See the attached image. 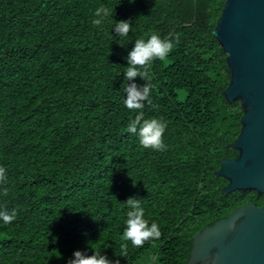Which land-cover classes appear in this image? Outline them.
<instances>
[{"label":"trees","instance_id":"trees-1","mask_svg":"<svg viewBox=\"0 0 264 264\" xmlns=\"http://www.w3.org/2000/svg\"><path fill=\"white\" fill-rule=\"evenodd\" d=\"M224 0H0V264H69L100 251L119 264H186L192 237L236 207L264 205L253 191L227 195L215 177L240 132L227 102L225 54L212 31ZM113 8L103 27L95 8ZM130 23L126 37L112 21ZM156 32L172 39L148 65L144 118L166 123L163 150L145 148L127 124V55ZM142 200L160 236L122 239L128 198ZM128 243L122 254L120 245ZM155 257L152 261L149 258Z\"/></svg>","mask_w":264,"mask_h":264},{"label":"water","instance_id":"water-1","mask_svg":"<svg viewBox=\"0 0 264 264\" xmlns=\"http://www.w3.org/2000/svg\"><path fill=\"white\" fill-rule=\"evenodd\" d=\"M212 34L225 54L227 102H237L240 132L228 146L215 177L222 193L253 191L264 196V0H224ZM186 264H264V205L246 203L192 237Z\"/></svg>","mask_w":264,"mask_h":264},{"label":"clouds","instance_id":"clouds-1","mask_svg":"<svg viewBox=\"0 0 264 264\" xmlns=\"http://www.w3.org/2000/svg\"><path fill=\"white\" fill-rule=\"evenodd\" d=\"M133 0H129L132 3ZM113 8L101 4L95 8L92 23L103 27L105 20L112 16ZM112 31L119 37H126L130 32V23L125 21H112ZM174 47L172 39L162 38L156 32H153L146 39L139 37L134 40L133 47L127 55V67L124 76L127 81L139 76L146 83L138 88L135 83H129L124 86L123 103L128 109L138 110L137 114L127 124V130L130 134H135L139 143L145 148L154 150H163L165 145L162 140V134L166 128V123L156 117L144 118L143 109L145 102H150V81L148 65L154 59H164ZM4 168L0 167V181L5 180ZM127 206V214L124 224L126 225L121 233L122 239L130 242L134 246H142L145 241L158 238L160 229L158 224L145 218V209L142 206V200L135 197L128 198L123 202ZM15 210L0 208V221L9 223L15 219ZM122 254L126 252L128 243L120 245ZM73 257L69 264H119V260L110 261L106 256L101 255L100 251H92L91 255L82 254L80 251L73 252ZM154 261L155 257H150Z\"/></svg>","mask_w":264,"mask_h":264},{"label":"flooded vegetation","instance_id":"flooded-vegetation-1","mask_svg":"<svg viewBox=\"0 0 264 264\" xmlns=\"http://www.w3.org/2000/svg\"><path fill=\"white\" fill-rule=\"evenodd\" d=\"M263 206V205H262Z\"/></svg>","mask_w":264,"mask_h":264}]
</instances>
